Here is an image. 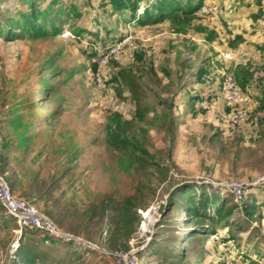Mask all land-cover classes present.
<instances>
[{"label":"rangeland","instance_id":"1","mask_svg":"<svg viewBox=\"0 0 264 264\" xmlns=\"http://www.w3.org/2000/svg\"><path fill=\"white\" fill-rule=\"evenodd\" d=\"M53 1L35 4L64 8L55 32L11 42L0 37V120L7 114L3 134L10 140L2 148L0 135V169L16 196L81 244L46 248L44 235L24 234L0 207V264L17 263L19 244L43 246L38 252L59 264H115L116 254L131 251L138 264H162L189 229L194 194L195 205L211 202L215 211L224 205L233 214L229 231L221 226L215 240L201 236L181 264H264V52L253 44L264 37V0H179L203 1L193 24L205 36L220 35L219 44L228 47L232 30L246 34V43L243 34L236 50L218 54L203 38L195 40L203 52L190 50L189 34L173 33L171 19L140 22L130 3L117 9L112 0ZM142 1L138 16L159 0ZM28 9L24 0H0L3 19ZM239 64L254 72L244 87L238 83L249 114L227 127L222 84ZM117 125L155 156V167L111 146L109 131ZM234 183L244 187L241 198L230 191ZM188 186L194 192L180 195ZM134 196L139 206L127 239L118 210ZM254 200L256 214L247 218L245 206Z\"/></svg>","mask_w":264,"mask_h":264},{"label":"trees","instance_id":"2","mask_svg":"<svg viewBox=\"0 0 264 264\" xmlns=\"http://www.w3.org/2000/svg\"><path fill=\"white\" fill-rule=\"evenodd\" d=\"M28 3V11L25 12H18L15 14H10L6 19H3V17L0 18V37H4L5 40L11 42V41H16L20 40L26 36L29 37H37V36H45L49 35L51 32H55L57 27L56 24L59 21V19L56 17L58 14L64 11V8H57L54 9V6H52V3L48 6H46L45 9L40 10L38 6H36L35 2L40 1V0H24ZM141 0H135L134 2L130 0H112L113 7L119 9V8H124L128 3H130V9L132 11L133 17L137 18L140 22L143 21L144 24L153 21V23H160L164 22L165 19H171L172 22V29L173 33L177 34L178 33H183L186 32L185 34H189L186 40V44L190 47V50H194L196 52L202 50L201 47H199L196 43L195 40L202 39L204 40V43L208 44L210 46V43L212 41H217V44H219L220 35L216 36V34L211 33V34H206L204 35V30H206L202 26H194L193 22L195 19H197V14H198V9L199 6L202 4V2H199V5L194 6V5H187L186 3L183 4L182 1L179 0H159L156 2L155 6L153 5L154 8L152 7H145L142 13H139L140 16L137 15V10L140 6ZM142 1V3H144ZM53 3H57L56 0L53 1ZM190 8V9H189ZM189 10V11H187ZM50 17L52 18L50 20ZM135 18V19H136ZM48 22L50 24L48 25ZM50 26V32L48 31L49 29L47 28ZM185 26L193 27L192 29H189ZM171 29V30H172ZM246 37H245V42H246ZM244 37L243 34L241 33H234L233 30L232 32L229 33V39L228 42H230L231 46L236 50L235 48L243 42ZM255 44L256 49H259L260 52H264V37L260 40H255L253 41ZM172 47H175L173 44ZM221 44H219L220 46ZM180 48L179 45H177V54H180ZM205 49V47H204ZM211 53L212 54H218L219 51L215 50L212 46H210ZM203 52V50H202ZM144 58V56H143ZM142 57L138 56L137 60H143ZM187 63H191V66L193 67V62L192 59H189ZM180 69V68H179ZM165 69L163 68V71ZM205 69H201L199 75H203ZM192 71V68H191ZM167 73V71H165ZM193 72V71H192ZM235 78L237 82L243 85H246L250 79L253 78L254 72L251 71L248 67L243 66L239 64L235 68ZM183 74V73H182ZM181 74V75H182ZM46 86V84L44 85ZM135 102L137 103V95L134 94ZM196 99L194 98L191 100L187 105L195 103ZM138 119H143L141 115V111L138 112L137 114ZM7 114L2 117L1 115V120H0V135L3 136V143H2V148L3 147H8L10 144V140L4 136V130L6 127L7 122ZM8 126V125H7ZM26 128L28 124L25 125ZM168 128H171L172 125L169 124L167 126ZM126 127H122V125H117L115 128L110 129L109 131V140L111 146L115 147L118 150H123L131 155V161L137 160L141 163L142 167H146L150 162L154 164V167L156 166V163H154L155 156L152 155L144 146L141 144L140 140L137 138H131L127 130L125 129ZM0 171L3 174H6L3 172L2 169ZM264 184V181L262 182ZM260 184V185H262ZM194 188L188 186L183 190L182 192H179L180 195L185 194L188 191H193ZM194 192V191H193ZM194 195H191L189 197L190 204L187 206V211L189 213V216L191 219L189 220L190 222H186L189 225V229L184 233L183 240L180 243H176L173 247L170 249H167V254L164 257L165 261L162 264H181V261L185 259L188 256H191L193 249H190L188 246L192 245L194 242L199 240L201 236H209L211 240H215L213 237L217 235L218 229L221 228V226L228 228V231L230 230V223L228 221L229 217L232 216L233 211L230 209L229 211H225L224 205L221 208H217L216 211L213 210L214 207L211 206V202H203L201 201L199 205L194 204ZM137 197H128L124 200L123 204L121 205V209L118 210L120 213H122L121 218L123 219L124 223V228L127 229V231L124 233L125 237L129 239L134 231V224H135V217H136V208L139 206L137 202ZM170 208H173L176 206L175 202V194L172 196V201L170 203ZM0 207L2 208V211L4 213V216L7 218H11L8 216L6 213L5 208L3 205L0 203ZM256 201L254 200L252 203H247V206H245L244 212L247 218H254L256 214ZM214 211L215 213L211 215V212ZM131 215L129 218L127 216ZM13 219V218H12ZM55 226L59 229L62 230L57 226V224L54 222ZM23 233L25 234L26 232H31L35 235H44V239L42 238V244L47 248L48 246L52 245L54 242H60V243H65L69 245H78L80 247V242L75 241V240H68L63 237H56L51 235L48 232L44 231H39V230H34V229H29L25 228L22 230ZM69 233V232H67ZM71 234V233H69ZM229 235V233H227ZM73 235V234H71ZM75 236V235H74ZM225 241L229 239L230 237H225L221 236ZM220 238V239H221ZM43 246L41 247H35L31 246V248L28 249L27 245H22L19 244V249H18V254L20 255L19 259L15 260L17 261L16 264H59L60 261L52 260L50 261L48 258V255L45 251L42 253H39L40 248H45ZM39 248V249H38ZM126 248V247H125ZM39 254L41 256L37 257ZM15 256V255H14ZM13 261V262H15ZM11 262V261H9ZM11 264V263H9Z\"/></svg>","mask_w":264,"mask_h":264},{"label":"built area","instance_id":"3","mask_svg":"<svg viewBox=\"0 0 264 264\" xmlns=\"http://www.w3.org/2000/svg\"><path fill=\"white\" fill-rule=\"evenodd\" d=\"M143 10L144 9L141 7L139 9V13H142ZM209 10H211V8ZM201 12L204 15L209 14L208 10L205 12ZM262 30L264 33V24L262 25ZM223 55L227 59L231 54L226 53ZM108 61L109 59L108 57H106L103 62L107 63ZM224 76L225 79H223L221 92L225 104L229 108V111L228 113L224 114L222 120L225 126L234 127L243 124L248 119V110L244 108V103L248 102V97L241 90L242 88L239 87L238 82L233 75H227V73H225ZM243 189L244 187L240 183H234L230 187V191L232 192V194L236 195L238 198H241ZM0 203L5 208L8 216L15 220L21 231L25 228H29L48 232L56 237H63L68 240L72 239L70 235L65 234V236H62L61 232L58 230L55 224L50 221L45 215L41 214L33 204L26 201L25 199H21L16 196L15 193L12 192L8 182L6 181L5 174H3L1 171ZM115 260V264H138V260L134 256V254H132V251L126 254L123 252H121L120 254H116Z\"/></svg>","mask_w":264,"mask_h":264},{"label":"crops","instance_id":"4","mask_svg":"<svg viewBox=\"0 0 264 264\" xmlns=\"http://www.w3.org/2000/svg\"><path fill=\"white\" fill-rule=\"evenodd\" d=\"M234 33H236V32H234ZM241 34H244V32L243 33H241ZM245 35V37H246V34H244ZM250 40H252V38H254V35L252 34V35H250ZM215 40H217V39H215ZM212 41L211 43H210V46L212 45V47L215 49V50H217V51H220V50H228V49H230L231 48V45H230V42H226L227 44H228V47H226L225 45H220L219 46V44H217V41ZM219 40V39H218ZM254 40V39H253ZM227 41H228V38H227ZM225 43V44H226ZM246 43V42H245ZM204 46H207L206 45V43H204Z\"/></svg>","mask_w":264,"mask_h":264},{"label":"water","instance_id":"5","mask_svg":"<svg viewBox=\"0 0 264 264\" xmlns=\"http://www.w3.org/2000/svg\"><path fill=\"white\" fill-rule=\"evenodd\" d=\"M62 236H65V234L61 233Z\"/></svg>","mask_w":264,"mask_h":264}]
</instances>
